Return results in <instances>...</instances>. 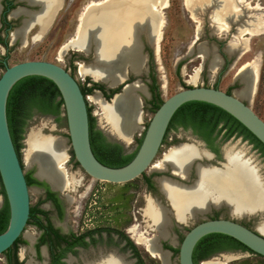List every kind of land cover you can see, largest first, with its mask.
<instances>
[{
  "label": "bare ground",
  "instance_id": "bare-ground-1",
  "mask_svg": "<svg viewBox=\"0 0 264 264\" xmlns=\"http://www.w3.org/2000/svg\"><path fill=\"white\" fill-rule=\"evenodd\" d=\"M28 1L40 3L41 9L26 12L22 26L13 32V41L20 40L24 45L28 42L29 32L35 24L40 28L32 39H42L51 26L54 13L62 3V0ZM100 1L89 2L88 5L91 6L87 5V10L85 8L82 12L81 25L78 26L76 35L61 47L60 56L63 57L68 49L87 50L90 41L94 42L96 60L81 63L79 75L84 77L88 75L114 84L125 77L126 68L135 73L144 70L145 56L142 54L139 41L142 31L146 33L151 43H157V52H159L165 27L163 10L169 6V0H105L103 3ZM185 4L193 17L203 14L209 16L213 33L236 28L237 37L226 48L231 55H242L248 50L249 38H245V35L251 37L264 33V7L260 3L253 6L249 0H185ZM21 12V9L16 10L14 15ZM200 34L199 30L197 35ZM217 50L216 47L210 48L204 45L201 46L200 53L204 62L211 59V67L215 71L223 64V59ZM201 68L191 76L190 81H197ZM240 74L245 86L238 91V95L251 99L259 75L256 63H247ZM143 93H146V87L138 79L111 102L106 101L99 93L90 97L101 110V120L106 123L105 127L109 134L126 145L132 142L136 132L141 129L140 94ZM25 142L27 168L37 167L39 177L48 180L61 190H72L81 185L82 176L70 173L68 167L66 168L69 156L66 140L63 137L52 133L45 134L40 128L32 130ZM243 154L241 151L228 148L224 166L199 164L197 179L191 186L176 183L165 177L161 178V186L174 212L170 213L166 207L152 197H148L144 214L149 219L150 226L157 229L158 235L149 238L144 233H138L137 228L133 227L130 231L138 243L144 245L153 257L160 258L163 264H169V252L160 248L159 239L170 237L174 241L175 238L169 232L172 217L179 219L181 223H190L197 218L199 212L207 211L211 204L219 206L222 203H227L233 215L238 218L244 215L262 214L257 229L264 234V179L258 165ZM198 156H205V153L197 146L180 145L170 149L164 155L163 161L154 168L163 170L170 164L174 173L185 177L191 161ZM224 257L223 260L211 259L202 264H227L235 258L228 255ZM92 263L87 261V264ZM99 264H132V262L123 255L111 252L104 255Z\"/></svg>",
  "mask_w": 264,
  "mask_h": 264
},
{
  "label": "rangeland",
  "instance_id": "rangeland-1",
  "mask_svg": "<svg viewBox=\"0 0 264 264\" xmlns=\"http://www.w3.org/2000/svg\"><path fill=\"white\" fill-rule=\"evenodd\" d=\"M91 1L65 0V4L58 13L55 22L41 40L32 39L38 32V28L35 27L30 31L28 42L25 45L20 41L13 42L11 50L8 53V62L9 64H14L30 59L48 60L68 69L84 87H92V90L87 91L86 97L92 107V113L96 121V129L101 130L103 128L111 141L118 142L119 139L109 134L107 127H105L106 123H103L101 120V110L90 99L91 96L96 94L95 90H98L92 85L94 81L88 75L85 77L79 75L80 64L92 62L93 54L84 56L76 50L69 49L63 57L60 56L61 47L75 36L80 25L81 14ZM249 1H251L253 6L260 3L264 7V0ZM163 16L165 19V27L163 29L159 52L156 54L155 59V66L157 68L156 76L160 85L159 101L161 102L175 92L194 84L217 87L224 91L238 94V91L245 86L242 78L238 76L240 75V71L247 63H256L259 75L255 93L251 99H243L264 119V33L251 37L245 35V38H249L248 50L242 55H231L226 51V48L237 37L235 34L236 28L213 34L209 16L203 14V16L193 17L192 13L186 7L185 0H169V6L163 10ZM199 30L201 31L200 36L197 35ZM204 45L210 48L216 47L219 55L222 59H225V63L221 64L216 71L211 67V59L204 62L200 56L201 46ZM226 61L228 62L227 64ZM199 68H201V71L197 81H190L191 76ZM4 70L5 67L0 64V76ZM132 78L135 81L138 78L142 80L144 79V74L141 73ZM155 110V106L143 97L141 129L136 132L130 144L124 145L126 153H133L138 148ZM40 128H42L45 134L52 133V135L61 136L66 140L69 162L71 165H74L73 170L82 176V183L78 190L71 192L74 196L73 200L66 204V221L71 226L78 229L81 225L86 229L93 226L91 223H95L94 220L102 218L105 222H109L110 225L118 224L125 227H136L138 233H144L146 236H153L157 233L151 229L149 219L144 214V208L147 205L146 201L151 196V191L146 185L145 177L141 175L126 183H111L95 179L86 173L81 165L77 164L73 156L64 110L60 115L47 114L35 110L32 117L28 120L25 138L22 141L23 144L20 150L26 172H33V167L27 168L25 163V139L27 140V136L32 130ZM168 148L167 144H165L161 153L154 161L155 163L162 159ZM151 172L152 167L147 170V175H151ZM29 189L31 205H36L42 197L41 189L36 184H32ZM3 195L0 177V198L2 201ZM101 212L103 213L101 214ZM223 214L227 215L228 213L224 211ZM105 215L111 220H108ZM238 220L253 222L255 219L243 217ZM194 223L189 225L192 226ZM252 226L257 228V224H253ZM29 230L32 231V229L27 228V231ZM187 230L178 233V238L174 239L173 247L175 251L172 249L171 253L168 251L169 264H179V246ZM26 246V244L19 245L17 251L20 257L24 256L22 254L25 253L24 249ZM138 247L141 253V259L145 264H163L160 258L153 257L143 245L138 244ZM226 255L235 257L227 264H264L263 256L252 253L249 250L244 252H223L215 254L211 259L218 258L223 260ZM0 264H8L5 254L0 255Z\"/></svg>",
  "mask_w": 264,
  "mask_h": 264
},
{
  "label": "flooded vegetation",
  "instance_id": "flooded-vegetation-1",
  "mask_svg": "<svg viewBox=\"0 0 264 264\" xmlns=\"http://www.w3.org/2000/svg\"><path fill=\"white\" fill-rule=\"evenodd\" d=\"M64 4L65 0H63L62 7L64 6ZM62 7L60 8V10L62 9ZM20 9L22 10V12L14 15V12ZM37 9V6L29 4L27 0H0V64L3 67H5V61L8 62V53L11 50V45H13V42L20 41H13V32L17 28L22 26L23 21L26 18V12H34ZM57 15L50 27H52L53 23L55 22ZM35 26L39 31L40 27L38 24H35L32 29L35 28ZM45 34L43 35V37L45 36ZM141 40L143 46L141 51L145 56V67L142 71V73L144 74V79H142V83L146 87V93L140 95L148 99L150 103L155 106L160 102V85L157 80V68L155 66L157 53L145 32L142 34ZM224 63L225 59H223V64ZM227 63L228 62L226 61V64ZM133 76L134 75H131V78L127 81V83L135 81V79L133 80L132 78ZM95 83L98 82L94 81L92 85L94 86ZM98 84H101L104 87L102 89L99 87L95 88L101 90L103 92V96L107 99H110L116 92H120L122 87L125 85L124 83L117 88H110L107 86V84ZM80 85L85 96H87V91H90L89 88L92 87H84L81 83ZM141 96L140 99L143 106V97ZM89 107L92 113V107L88 101V109ZM35 110L42 112L37 108H35L33 112ZM173 117L174 122L171 120L158 155L161 153L165 144H167V146L169 147L167 152L170 149L180 145H195L205 153V156H198L193 158L190 163V168L185 177L174 173L170 164H168L166 166V169H163V171L154 168L155 165L163 161L164 155L167 152L163 155L160 161L156 163L154 162L155 164H152L151 175H147V171L142 174V176L145 177V182L148 189L151 191V196L149 197H152L162 206H167V211H169L170 213L174 212L168 196H166L165 192L163 191L160 179L165 177L176 183L191 186L196 181L195 179H197V166L199 164L220 166L221 163L226 159V150L228 148H231L234 151H241L242 153H244V157L254 160L258 165L260 173L262 174V177L264 179V150L257 144L256 141L253 140L252 136L246 130H244L239 123H231L230 118H228L227 116L222 118L217 114H177ZM25 134L26 132L24 133V135ZM104 136L107 142L120 144L122 146L124 154H132L126 153L125 146L120 142V140L118 142H114L111 141L106 135ZM142 139L139 143V146L142 142ZM138 148L133 152L135 153V155L138 151ZM20 158L25 169L21 153ZM76 162L77 164H79L77 160ZM73 167L74 165H71L68 159L66 163L67 170L70 173L79 175L77 171L73 170ZM25 173L27 181L28 176L34 179L32 182L28 181L29 187L32 184H36L37 187L41 189L42 197L39 199L36 205H31L30 217L22 235L16 240L11 248L3 253L7 256L8 264H87V261L93 262L92 264H99L100 259L104 255L111 252H115L116 254L125 256V258L128 261H131L132 264H145L141 259V253L138 247L139 243L135 239L133 233L130 231L131 227H125L118 224L110 225L109 222L107 223L101 218L94 220L95 223H91L93 226H90L86 229H84V226L81 225L78 229H75L74 226H71L66 221V204L73 200L74 196L71 192H75L76 190H78L80 185L76 189L73 188L72 190H61L52 186L47 181L40 180L36 176V167L33 168V172L31 171ZM1 189L3 190L4 195L3 201L1 200L0 203V210L3 209L8 203L2 181ZM224 211H226L228 214L224 215ZM102 213L103 212H101V214ZM221 216L225 218H235L232 213L231 207L227 203H222L219 206L211 204L207 211L199 212L197 214V218L191 223L195 222L192 225L194 226L205 217L218 218ZM243 217L254 218L255 220H253V222H247L243 220L239 221L246 226L255 229L252 225L259 222V217L244 215L241 218ZM106 218L108 220H111L107 216ZM172 220L173 222L170 226L171 228H169V232L172 237H175V239L178 238V233H182L184 230H189L192 227L189 225L191 223L182 224L181 221H179L174 216L172 217ZM27 228L32 229V231H27ZM151 229L157 232L153 236L158 234V231L157 229H155V227H151ZM153 236H149V238ZM20 244L27 245L24 249L25 253L22 254L24 255L23 257H20V254L17 251ZM159 245L161 249L167 250L170 253L172 252V250L175 251V248L173 247L174 242L170 237L159 239ZM210 246L211 248L214 247L212 245ZM210 246L209 244H207L200 250L201 258H199L197 261L194 260L195 264H202L204 261L211 260V257L215 254H220L223 252L248 251L243 248H222L217 249L206 256H203V253L208 251L210 249Z\"/></svg>",
  "mask_w": 264,
  "mask_h": 264
},
{
  "label": "water",
  "instance_id": "water-1",
  "mask_svg": "<svg viewBox=\"0 0 264 264\" xmlns=\"http://www.w3.org/2000/svg\"><path fill=\"white\" fill-rule=\"evenodd\" d=\"M28 2L38 7L35 11L41 9L40 3ZM103 2L105 0L100 1V3ZM62 4L63 0L61 6L54 13L52 22ZM143 33L144 31L139 35L141 49L143 48L141 40ZM152 45L156 53H158L157 43H152ZM95 49V43L90 41L87 50H78L77 52L84 56L94 53L92 62H95ZM141 73L142 71L135 73L126 68L125 77L114 84L107 83L103 79L90 77L93 81L107 84L110 88H117L125 83L121 91L116 92L110 99L105 98L101 90H95L106 101L111 102L116 96L122 94L126 87L134 83V81L127 83L131 75L138 76ZM28 76H42L52 80L57 85L61 93L60 98L64 101L63 110L67 118L73 154L84 171L98 180L111 183H126L136 179L150 169L160 151L173 116L182 105L188 102L201 101L222 108L242 123L264 144V119L243 99L246 97L229 93L217 87L194 84L175 92L163 100L151 117L138 151L129 163L120 167L109 166L101 162L92 149L88 99L75 75L62 65L48 60L30 59L14 64H9L5 61V70L0 76V177L8 200L10 217L6 230L0 233V255L11 248L22 235L30 217L31 200L26 171L12 138L7 114L8 98L12 88L18 81ZM238 76L242 78L241 74ZM138 79L141 80L140 78ZM140 104L142 109L141 99ZM101 131L109 137L103 128H101ZM120 142L126 145L122 141ZM225 162L226 159L220 166L213 167H222ZM36 176L40 180L49 182L39 177L37 173ZM249 216L259 217L260 220L262 214L256 213ZM238 219V217L225 218L223 216L218 218L205 217L192 226L185 233L180 243L179 264H195L193 254L197 243L203 237L214 233L229 235L242 242L255 254L264 256V234L257 228L252 229L246 226Z\"/></svg>",
  "mask_w": 264,
  "mask_h": 264
},
{
  "label": "trees",
  "instance_id": "trees-1",
  "mask_svg": "<svg viewBox=\"0 0 264 264\" xmlns=\"http://www.w3.org/2000/svg\"><path fill=\"white\" fill-rule=\"evenodd\" d=\"M94 87L102 89L104 86L95 83ZM89 90H92V88H89ZM60 96L61 93L57 85L52 80L42 76H28L14 85L8 98L7 114L12 138L19 155L23 144L22 140L25 138L24 133L26 132V125L33 115V110L37 108L44 113L60 115L63 111L64 104V101ZM162 102L163 101L157 103L155 108L157 109ZM177 114H217L222 118L227 116L230 118L231 123H239L264 150V144L251 131H249L231 114L218 106L206 102L193 101L182 105L175 113V115ZM89 115L91 145L97 158L104 164L114 167L124 166L129 163L135 156V153L124 154L120 144L107 142L102 131L96 129L95 117L92 115L90 107ZM172 121L174 122V117ZM33 180V178L28 176L29 182H32ZM9 217L10 210L7 203L6 206L0 210V233L6 230L9 223ZM207 244L214 247L211 248L210 246V249L203 253V256L222 248H243L254 253L239 240L229 235L214 233L203 237L198 242L194 250L195 261L201 258L200 250Z\"/></svg>",
  "mask_w": 264,
  "mask_h": 264
}]
</instances>
